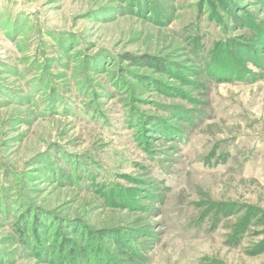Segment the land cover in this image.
<instances>
[{"label": "rangeland", "instance_id": "rangeland-1", "mask_svg": "<svg viewBox=\"0 0 264 264\" xmlns=\"http://www.w3.org/2000/svg\"><path fill=\"white\" fill-rule=\"evenodd\" d=\"M0 264H264V0H0Z\"/></svg>", "mask_w": 264, "mask_h": 264}]
</instances>
